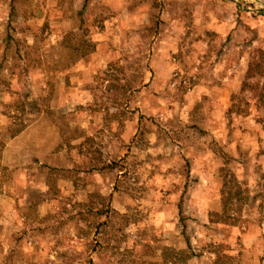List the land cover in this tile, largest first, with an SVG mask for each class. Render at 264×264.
<instances>
[{
  "label": "rangeland",
  "instance_id": "rangeland-1",
  "mask_svg": "<svg viewBox=\"0 0 264 264\" xmlns=\"http://www.w3.org/2000/svg\"><path fill=\"white\" fill-rule=\"evenodd\" d=\"M258 1L0 0V264H264Z\"/></svg>",
  "mask_w": 264,
  "mask_h": 264
},
{
  "label": "crops",
  "instance_id": "crops-1",
  "mask_svg": "<svg viewBox=\"0 0 264 264\" xmlns=\"http://www.w3.org/2000/svg\"><path fill=\"white\" fill-rule=\"evenodd\" d=\"M108 1H110L112 4L115 5L117 3L128 4V3L133 2V1H136V0H108ZM169 1H170V3H167V5H166L167 12L165 14H163L162 19L166 22L165 25H166V30H167V33H166L167 43H169V40H170V43L173 45L172 49H174V45H175V43H174L175 42L174 37H175V35L173 33V30L174 29H173V25H172L171 22L176 19V15H178V17H181V16H179V14L176 13V11H175V10H179V8L178 7H175L174 4H173V2H171V0H169ZM200 6H202V5H200ZM200 6L197 7V10L196 11L199 12L201 10V8H202V11H200L199 13H196V15L194 17V19H195L194 29H196V32L197 33L203 34V33H200L201 30H202V32H205V31L210 32L212 30L213 32H217L219 34L225 35V34L228 33V28H230V31H229L228 34L231 35L233 33V31H235V30L238 29V22H236L235 23V26H233V27L232 26L227 27V24L226 23L223 26L220 25V23H216L218 20H225V19H222V17H220V15L217 14L214 10H212L210 8L207 10L205 5H203L202 7H200ZM233 16L236 17L234 20L237 21V17H238L237 11L235 12L234 15L232 13L229 16V18H230V25L232 24L231 22H232ZM182 17H184V15H182ZM184 20H185V17H184ZM249 26L252 29H254V30H258L259 29V31H258L259 33H257L258 36L260 35L258 44L260 45V48H261V50L264 53V21H262V22L260 21V23L252 22V23L249 24ZM182 28H183V26H182ZM184 35L185 34H184V29H183L182 35L181 34L180 35H177V37L184 36ZM97 50L100 51L101 48L98 47ZM168 50H169V48H167V51ZM93 58H95V57H93ZM188 59H189V57H185V60L186 61ZM88 60H91V59H88ZM178 63L181 64V61L178 60ZM236 65H237V63H236ZM236 65H235V67H237ZM219 67L221 69H226L228 67L227 62L226 63H223V64L221 63L219 65ZM243 67H244V72H245V70H246L245 68H247V67H246L245 64L242 65V68ZM228 81L229 82L230 81L232 82V79L231 78H229V79L226 78L225 81H224V84H226ZM206 82H208V81H206ZM238 82H239V78H236V80L234 81V84L235 83L237 84ZM28 132H29V129L26 130L24 133H22L19 137H16L14 139L12 138L10 140V142L7 143L6 148L4 150V156H5L4 159H7L11 155H13V151L15 150L14 149L15 147H12V145L15 144V142L17 140L23 138V136H25ZM14 153H15V151H14ZM6 165H9L10 166V164H6Z\"/></svg>",
  "mask_w": 264,
  "mask_h": 264
},
{
  "label": "bare ground",
  "instance_id": "bare-ground-1",
  "mask_svg": "<svg viewBox=\"0 0 264 264\" xmlns=\"http://www.w3.org/2000/svg\"><path fill=\"white\" fill-rule=\"evenodd\" d=\"M257 2H260V1H257Z\"/></svg>",
  "mask_w": 264,
  "mask_h": 264
},
{
  "label": "water",
  "instance_id": "water-1",
  "mask_svg": "<svg viewBox=\"0 0 264 264\" xmlns=\"http://www.w3.org/2000/svg\"><path fill=\"white\" fill-rule=\"evenodd\" d=\"M256 1H258V0H256Z\"/></svg>",
  "mask_w": 264,
  "mask_h": 264
}]
</instances>
